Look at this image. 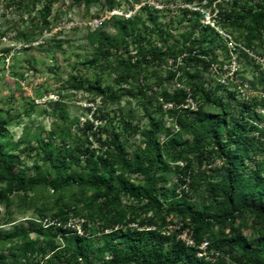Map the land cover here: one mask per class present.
<instances>
[{
  "label": "trees",
  "instance_id": "16d2710c",
  "mask_svg": "<svg viewBox=\"0 0 264 264\" xmlns=\"http://www.w3.org/2000/svg\"><path fill=\"white\" fill-rule=\"evenodd\" d=\"M186 1L214 3L213 24L241 37L238 50L246 60L264 46V0L233 2L229 8L217 0ZM104 2L106 10L117 6L115 0ZM52 3L45 0L31 24L17 30L26 45L22 50L50 30ZM140 8L130 17H109V28H95L86 36L93 51L85 61L117 72L119 87L75 75L68 84L95 92L102 101L118 102L134 94L123 85L143 76L147 67L170 59L175 68L168 76L178 73L179 86L161 91L162 102L156 96V105L142 100L147 124L137 145L113 128L104 137L93 131L83 133V139L76 137L71 127L78 119L54 101L50 112L55 118L47 137H37L46 165L42 181L55 193L77 187V204L59 200L51 220L31 218L28 225L0 230V244H8L0 249V264H264V128L255 122L261 115L253 103L232 105L231 93L223 97L218 88L206 85L204 73L222 63L215 50L229 52L214 25L197 22L175 36L159 21V9L148 3ZM189 99L195 101L194 108ZM164 104H171L167 112L172 126L157 117ZM8 124L0 115V202L7 207L12 197L19 194L25 200L40 184L39 174L14 170L18 156L3 142ZM84 125L91 130L94 120ZM70 213L83 218L82 234L66 226ZM176 223L192 229L196 245L208 240L222 255L215 260L199 257L196 247L186 246L176 237L177 230H171ZM98 224L100 236L94 231Z\"/></svg>",
  "mask_w": 264,
  "mask_h": 264
},
{
  "label": "rangeland",
  "instance_id": "374dc122",
  "mask_svg": "<svg viewBox=\"0 0 264 264\" xmlns=\"http://www.w3.org/2000/svg\"><path fill=\"white\" fill-rule=\"evenodd\" d=\"M44 1L36 0L33 3L32 0H0V115L9 121L8 136L3 142L8 144L7 150L18 156L15 171L20 169L29 176H40L39 187L29 192L25 200L19 194H14L16 196L11 198L8 207L0 202L1 232L9 231L20 223L28 225L27 219L31 218H40L37 221L42 223L51 220L50 214L59 200L77 204L74 202L79 197L77 187L55 193L42 181L46 165L37 149V137L46 138L54 121L55 117L50 112L54 98L59 97L57 101L65 107L70 118L78 119L71 127V133H77L76 137L83 139V133L92 131L96 133L95 136L104 137L113 128L121 133L122 139H128L129 143L137 145L141 139L140 130L147 124L142 102L148 101L156 105V96L161 91L172 92L179 86L178 73L173 78L168 76V71L175 68L172 60L168 59L166 63L157 62L155 67L152 66L154 68L147 67L141 72L143 76L123 85L131 87L134 94L125 95L118 102L102 101L95 92L85 89H72L68 84L70 75L83 77L86 81H98L102 86L119 87L117 72H112L107 66L89 65L85 61L93 51L91 44L86 41L87 33L95 28L108 27L105 2L95 0L86 4L77 0H52L50 30H43L37 41L22 50V46L26 45L18 38L17 30L31 24V17H36ZM115 1V8L121 12L117 17H126L130 13L133 15L145 3L159 7V21L167 24L175 36L190 31L191 26L197 22L214 25L222 35V44L227 46L229 52L221 47L215 50L222 63L214 64L204 73L205 83L218 88L217 93L223 97L231 93L232 105L253 103L255 111L261 115L260 121H254L264 128V107L261 106L264 104V46L256 47L250 52L248 60L242 57L238 50L243 45L241 37L229 27L213 24L212 16L216 8L214 3L209 6L208 2L198 5L186 0ZM244 1L217 0L226 8L233 2L239 5ZM28 10L31 14H28ZM129 49L134 53L132 45ZM114 59V55L109 58L110 62ZM106 62L107 60L102 62L103 65ZM158 98L162 102L161 97ZM188 102L191 108L195 107V101L189 99ZM170 106L171 104H164L157 116L166 126H172L171 115L167 112ZM94 115H100L101 118L96 120ZM88 119L94 120L91 130L83 126ZM91 139L93 141V136ZM171 177L174 182L172 174ZM132 178L140 181V177L136 175H132ZM129 202L130 200L124 199V204L128 205ZM43 213L47 216L42 217ZM82 221L83 218L70 213L66 225L77 226V229L84 231L79 227ZM100 226L98 224L94 230L98 236L101 235ZM91 227H94L93 224ZM249 232L245 229L247 235ZM7 247L8 244H0V249L6 250Z\"/></svg>",
  "mask_w": 264,
  "mask_h": 264
},
{
  "label": "built area",
  "instance_id": "2783aa9c",
  "mask_svg": "<svg viewBox=\"0 0 264 264\" xmlns=\"http://www.w3.org/2000/svg\"><path fill=\"white\" fill-rule=\"evenodd\" d=\"M159 8V7H156ZM108 13V18L113 15H119L121 12H119L115 7L111 10H106ZM132 14H126V17H130ZM58 96L55 99V101L58 100ZM59 224V223H57ZM181 223H176L170 226L171 230H177L176 237L181 240L186 246L189 247H196L197 248V255L199 257H203L208 260H215L218 256L222 255V253L218 249H214L210 247V243L208 240H203L199 245H196L195 240L193 238L192 229L189 227H181ZM68 227H71L69 225H66ZM80 227V226H79ZM76 230L77 233L82 234L83 231H80V229H77L76 227H72Z\"/></svg>",
  "mask_w": 264,
  "mask_h": 264
}]
</instances>
